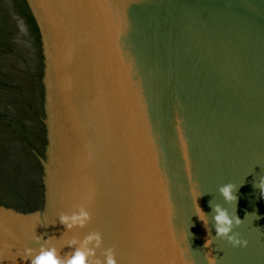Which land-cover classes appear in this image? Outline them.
Instances as JSON below:
<instances>
[{
	"label": "water",
	"instance_id": "95a60500",
	"mask_svg": "<svg viewBox=\"0 0 264 264\" xmlns=\"http://www.w3.org/2000/svg\"><path fill=\"white\" fill-rule=\"evenodd\" d=\"M261 181L264 0H0V264L90 232L116 264H264Z\"/></svg>",
	"mask_w": 264,
	"mask_h": 264
},
{
	"label": "clouds",
	"instance_id": "9594fccd",
	"mask_svg": "<svg viewBox=\"0 0 264 264\" xmlns=\"http://www.w3.org/2000/svg\"><path fill=\"white\" fill-rule=\"evenodd\" d=\"M261 196L264 197V181H261L260 185ZM236 185L228 183L220 188V192L227 202H236L238 197L234 195ZM194 207L196 209L198 219L203 223L205 230L208 232V220L207 216L201 207L197 203V199L201 196L195 189H190ZM215 211L217 215L214 217L216 222V238L226 239L233 247L245 246L247 241H241L238 238V233H234V227H238L243 223L238 215H229L228 212L222 209L220 206H216ZM39 216V214H37ZM246 216H255L259 219V215L255 212L246 213ZM57 219L59 223L65 228L62 235L72 232L74 229H83L91 220V215L88 209L84 206L76 208L72 212H60ZM56 222L51 224H41L38 220V225L48 227L49 225H55ZM36 233V231H35ZM189 231L184 232L183 238L188 241ZM38 243H41L38 250L33 248H25L22 253H18L17 257H22L25 261H29L30 264H116L115 259L111 255V250H105L103 259L96 256V250L102 245V236L98 232H90L82 240L76 238L68 239L65 241V247L72 249L70 254L60 255L56 246L52 244L53 237L44 239L43 235L33 236ZM213 244V239L210 235L207 236L204 247L208 248ZM188 250H190L188 246Z\"/></svg>",
	"mask_w": 264,
	"mask_h": 264
}]
</instances>
